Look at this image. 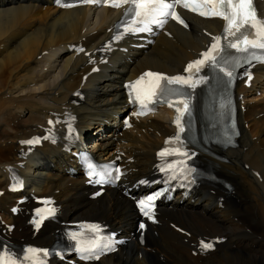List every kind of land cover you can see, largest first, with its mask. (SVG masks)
<instances>
[{
  "label": "bare ground",
  "instance_id": "1",
  "mask_svg": "<svg viewBox=\"0 0 264 264\" xmlns=\"http://www.w3.org/2000/svg\"><path fill=\"white\" fill-rule=\"evenodd\" d=\"M262 5L264 8V1ZM119 16L109 9L90 7L59 10L49 0H0V187L6 188L11 168L19 166L25 172L29 193L58 199L62 221L100 217L115 227L132 230L136 214L131 202L116 192L91 200L83 179L68 175L71 156L63 145L47 144L32 154L22 150L23 140L46 125L51 110H61L74 99L73 92L81 86L82 74L89 69L86 58L74 57L68 46L84 39L90 47L108 38L106 29ZM193 21L189 31L174 26L173 38L159 36L146 52H121L126 56L114 61L102 74L90 76L84 90L86 101L75 107L82 129L97 132L96 137L104 136L102 130L108 128L105 121L111 120L104 143L116 144L113 153L124 150L135 158L131 164L135 168L134 179L152 171L155 150L170 133L171 125L166 114L160 112L124 132L126 144L121 138L115 142L114 115L126 108L122 82L149 66L171 72L181 70L208 41L203 29L219 27L215 20L193 17ZM91 32L96 33L89 36ZM258 90L261 95L257 96ZM239 93L244 95L240 105L246 108L240 115V145L228 151L227 160L214 161L232 189L226 192L213 188L215 193H207L202 188L194 201L161 210L159 223L152 225L144 247L133 243L126 252L89 264H264L262 78L257 77L250 88L240 85ZM21 196L6 192L3 199L12 203L14 197ZM27 220L24 214L2 213L0 233L20 242H49L56 229L64 227L61 223L47 224L35 235ZM11 222L16 228L10 235L3 230ZM203 236H217L224 241L214 251L194 256L192 252L199 251Z\"/></svg>",
  "mask_w": 264,
  "mask_h": 264
},
{
  "label": "snow or ice",
  "instance_id": "2",
  "mask_svg": "<svg viewBox=\"0 0 264 264\" xmlns=\"http://www.w3.org/2000/svg\"><path fill=\"white\" fill-rule=\"evenodd\" d=\"M59 3V0H57ZM86 2H100L105 3L108 2L111 7H121L123 4H131L132 7L128 9V11L132 12V14L137 17L148 18L151 17V21L153 23H163V21H158L155 19L156 15L159 16H171L173 19L178 20L180 23H183V20L180 19L179 15L175 12L176 4H181L184 8H191L193 11L198 10V7H192L191 4L187 2V0H86ZM127 14V12H126ZM200 15H212L218 16L227 21V26L225 28V32L228 36L235 37L234 41L231 42L228 46L236 49L240 52H248L249 49H262L264 50V17L257 18V14L255 9L253 8L252 0H236L234 3L233 0H217V3L214 5L212 9L209 11H200ZM138 20H133L125 31H148L150 30L147 24L144 25L143 28H135V25ZM252 29H255L253 32ZM251 37V38H250ZM215 43L212 45L211 50L203 53L204 59L195 61L193 64H189L186 71L191 72L195 69L196 72L199 71L200 66H202L206 61L211 62V66H215L216 56L213 55V52L220 50V37L213 38ZM252 59L264 60V56H255L252 54ZM250 63L251 61L248 60ZM221 71H224L221 68ZM228 77H232V72L225 73ZM148 75H153L149 73ZM251 78V77H249ZM157 82L162 79V77H156ZM166 80L167 84H180L187 85L189 84V79H185L184 77H173L168 79L163 77ZM199 81H197L198 83ZM194 86V85H192ZM171 106V105H170ZM184 109L188 110V104L184 103ZM179 112L180 109L178 108ZM177 124L179 125V118L177 119ZM51 123V122H50ZM183 128L180 129L183 132ZM179 139V137H177ZM36 141H27V143H36ZM166 153H161V155H165ZM88 167L91 169L90 174H96L95 166L90 164ZM102 179V178H101ZM101 182V181H97ZM153 200L152 196L147 198V201L150 203ZM142 207H147V204L144 201H141ZM145 215H149L147 211L144 213ZM151 218V217H150ZM143 224L141 227L143 228ZM203 244L204 248H211V244ZM32 252L33 264H38V259H36L40 254L36 253L34 250H30ZM43 255H47V253H43ZM84 258H90L89 256H85ZM0 264H13L11 257H0Z\"/></svg>",
  "mask_w": 264,
  "mask_h": 264
}]
</instances>
